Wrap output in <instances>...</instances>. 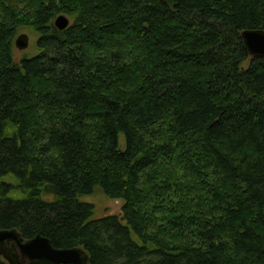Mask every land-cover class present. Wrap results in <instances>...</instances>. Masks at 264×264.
<instances>
[{
    "label": "trees",
    "instance_id": "1",
    "mask_svg": "<svg viewBox=\"0 0 264 264\" xmlns=\"http://www.w3.org/2000/svg\"><path fill=\"white\" fill-rule=\"evenodd\" d=\"M21 29L39 55L17 63ZM246 31L264 0H0V230L90 264H264V59ZM96 192L122 216L94 219Z\"/></svg>",
    "mask_w": 264,
    "mask_h": 264
},
{
    "label": "water",
    "instance_id": "2",
    "mask_svg": "<svg viewBox=\"0 0 264 264\" xmlns=\"http://www.w3.org/2000/svg\"><path fill=\"white\" fill-rule=\"evenodd\" d=\"M71 25L65 16H59L55 28L64 32ZM243 42L254 59H264V31H246ZM15 46L24 51L29 46V37L20 35ZM0 257L8 264H90L89 256L81 248L56 249L51 241L42 236L25 240L17 230H0Z\"/></svg>",
    "mask_w": 264,
    "mask_h": 264
},
{
    "label": "rangeland",
    "instance_id": "3",
    "mask_svg": "<svg viewBox=\"0 0 264 264\" xmlns=\"http://www.w3.org/2000/svg\"><path fill=\"white\" fill-rule=\"evenodd\" d=\"M23 34L29 37V46L24 51H21L16 47L14 48V60L17 63L23 58L31 59L39 55V51L37 49L38 36L30 29H21L18 36ZM81 200L83 202L90 203L94 206L95 208L94 219L96 220L102 219L106 216H113V215L122 216V208L124 204L123 201L109 199L103 196L100 192H96L91 197H85Z\"/></svg>",
    "mask_w": 264,
    "mask_h": 264
}]
</instances>
